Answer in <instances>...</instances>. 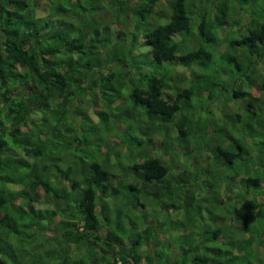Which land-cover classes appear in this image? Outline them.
<instances>
[{"label": "trees", "instance_id": "1", "mask_svg": "<svg viewBox=\"0 0 264 264\" xmlns=\"http://www.w3.org/2000/svg\"><path fill=\"white\" fill-rule=\"evenodd\" d=\"M256 1L0 0V230L8 234L0 238V264H254L263 258L264 224L256 220L264 218V76L257 84L261 74L253 66L264 68V0ZM99 5L115 9V30L96 14ZM92 94L98 95L96 120L88 113ZM203 114L208 122L200 127ZM153 127L170 134L174 145L179 139L190 145L191 138L202 143L204 172L211 163L220 173L231 166L218 187L228 213L217 227H208L209 205L218 197L208 170L185 179L173 173L175 157L167 164L169 154L145 153L123 168L122 160L113 164L102 153L114 137L132 160L153 145ZM197 184L212 203H196ZM174 187L184 189L182 199L174 201ZM110 196L131 206L130 226L118 232L121 215L112 219ZM152 199L156 214L186 202L174 219L167 215L172 229L134 212ZM177 231L183 234L173 241ZM42 238L55 240L53 255L35 259L45 250ZM221 239L222 249L210 246ZM82 245L85 258L70 255ZM247 245H254L248 258Z\"/></svg>", "mask_w": 264, "mask_h": 264}, {"label": "rangeland", "instance_id": "2", "mask_svg": "<svg viewBox=\"0 0 264 264\" xmlns=\"http://www.w3.org/2000/svg\"><path fill=\"white\" fill-rule=\"evenodd\" d=\"M163 3H165L166 5V2L164 1ZM257 4H261L262 2L260 0H257L256 1ZM98 10L99 12H97L96 14L98 15V17L102 19H104V22H107V24H109L110 26H112V29L115 30L116 29V25H115V15H116V11L115 9L113 8H105L104 5H99L98 7ZM251 9H250V6H248L247 8H245V12H241V15H242V18H241V23L244 21V24H246L245 22L248 21L250 19V14H251ZM243 24V25H244ZM122 25H126L125 22L122 24ZM125 28V27H124ZM128 30L132 31L131 30V27H127ZM229 30V28H227L225 31ZM222 54V53H221ZM103 63L105 64L106 63V60H103ZM220 61L219 59H214V68H217L220 66ZM253 69L261 74L260 78L257 77V84H259L262 80V77L264 76V68L263 66L261 67H258V66H253ZM184 75H189V73H187V70H184L182 72ZM195 90H197V86L195 88ZM194 104H198V101H197V95L196 93L194 92ZM98 100V95L97 94H92V97L90 99L91 101V108L90 110L88 111V113L91 115V117L96 120V116L95 114H93V111H92V107L94 109V107L96 108L97 104L95 103L96 101ZM193 104V105H194ZM205 105V103H200L199 105L202 107V105ZM207 107V106H206ZM213 110L215 111V114H214V117L217 118L219 116V111H217V108L216 107H213ZM203 112V108L198 110V113H201ZM236 112H238V110H236ZM206 114H203L200 118L199 121L200 124L199 126L202 127V122L204 123H207L208 122V117H204ZM76 116H77V119H81V114L79 112H76ZM208 116V113L207 115ZM194 121V120H193ZM115 123H118L117 121H115ZM126 126H124L123 124L121 125V129L118 128V130L116 131V133L118 134V137L121 136V133H125V128ZM152 134L153 136L154 135H158L156 140L153 142V145L152 144H146L147 145V149L146 151H141V150H137L135 152V154L133 155L132 157V160L130 159L131 158V152L129 151L127 153V148L126 146H123L122 145V148H119L116 143L118 142L116 138L112 137L110 138V140L108 141V145H103V154L105 155H108L107 157H109V161L113 164H116L115 162V159L121 161V164L120 166L123 167V168H126L128 167L129 165V162L132 161L133 163H137L139 160H140V156L141 155H144L145 153H153V156L154 157H165V154H169L171 155V158L169 156V161L167 162V164H169L171 166V160L172 158L175 157V161H174V166L172 168L173 170V173H175L176 176L180 177V178H185L186 179V176L187 177H191V176H199L201 175L204 171H203V168H200L201 166H198L199 165V159H200V156L202 153H204V145L202 143H195L194 141V138H191L192 140V144L188 145H184V143L182 142V139H179L178 141L176 140V134H172V139H173V142L176 143V145H174L172 143V141L170 142L169 140L167 139H170L171 135L167 132H165L164 130L160 131L158 129H155V127L152 128V132L150 133ZM251 143V142H249ZM250 145V144H249ZM246 147L248 148V145H246ZM190 149V151H189ZM84 158H87V156H83ZM119 157V158H118ZM44 158H42L43 160ZM67 157H64L63 158V163H66L67 162ZM251 162L250 164H252V166L256 165L253 163V159L254 157L252 156L250 158ZM203 165H206L208 160L206 158V155L204 154L203 156ZM196 164V165H195ZM261 165V164H260ZM197 166H198V169H197ZM206 171L208 170V173H210L209 177L206 179V181H212V182H215L214 184V187H213V194L214 196L217 195L218 197H215L214 198V201H213V204H210L212 202H210L208 200V196L206 195V192L201 190V188L197 189L198 185H195L193 186V188L195 189V196H196V203H206V204H210L209 205V209L211 211H213L212 215L214 216H211V219L209 220L208 222V227H210L211 229L212 228H215L217 227V219H220V220H226V213H228L225 209L224 210H221L222 208V205L220 203V199H222V196H220V194L218 193V187L219 185H224L226 183L225 181V178H227V176H231V166H226V169L223 170V173H220L219 171V168L218 166H216L215 164L211 163V165L209 167H206L205 168ZM186 171V172H185ZM194 171V172H193ZM205 171V172H206ZM122 173V176L126 177V172L125 170H121L120 171ZM191 172H193L192 175ZM204 172V173H205ZM189 173V174H188ZM119 177H120V174H119ZM119 177H117V181L120 179ZM200 178L201 177H198V182L200 181ZM125 181L127 180L126 178L124 179ZM119 184V183H117ZM10 188H12L11 185H9ZM238 191V190H236ZM172 192V196L175 197L174 201H177L178 199H182L183 196V192H184V189L181 190L180 187H174L172 188L171 190ZM40 194L43 195V192L40 191ZM49 197H52V195H48ZM226 196H228V194H226ZM110 200H108V206H109V209H111V214L113 216L112 219H114L116 217V214H120L121 216L119 217L118 219V225H116V227H114V231L115 232H118L119 231V228L118 227H122L125 228L124 226H127L130 222V217L131 215L128 214V208L130 209V205L127 206L129 203L127 202L128 199H122L120 198L119 200H115V201H112L113 200V197L110 196ZM224 198V196H223ZM151 201V202H150ZM149 203H141L139 206H135V209H134V212L137 211L138 214H140L142 217L143 215L145 216L144 218H142L143 220L148 218V220H153L154 223H160L158 225V227H161L163 228L164 230H168L169 228L172 229V226H171V222L170 220L167 218V215H171L172 218L174 219L175 218V214H176V211H182L183 209H185V203L186 202H181L180 203L178 202L177 205H178V209L175 211L173 208H166V209H161L159 210L160 214H156L155 212L158 211V207L154 204L152 205L154 202V200H150ZM260 201V199H259ZM103 202V201H101ZM132 209V208H131ZM133 210V209H132ZM186 214V212H185ZM183 217V216H182ZM56 221V219H55ZM183 221H186L185 219ZM257 224H264V218H259L256 220ZM106 222H104V225L106 226ZM154 224V225H155ZM44 226H46V222L44 221ZM105 226H104V230H105ZM128 226V228H129ZM49 225L46 226V228H48ZM199 225H196L195 227H193L192 231L193 233H196V235L199 234V229H198ZM51 230H46V232H44L43 236H47V238H49L51 236V233H50ZM112 230H110L111 232ZM52 232V231H51ZM180 231H177L175 232V237L173 238V241L174 239H176L175 241H177V239L181 238V233L183 234V231L178 233ZM113 233V231H112ZM107 232L103 231V235H106ZM122 234V232H121ZM174 234V233H173ZM0 235H1V239H4L5 237L8 238V234H4V231L1 229L0 230ZM123 235V234H122ZM251 236H246L245 237V242L248 243L249 240H250ZM42 242L44 244V251H41L39 254L37 253L36 256H35V259H38L40 257H43V258H46V254L47 253H52V250L53 248L50 246L51 244L55 243V240L53 238H50V241H48L46 238H42ZM193 241V240H192ZM74 246V244H73ZM211 247L215 248V249H218V248H223L225 247L224 244H222V239L221 240H218L217 242H214V243H211L210 244ZM254 245H247L246 246V249H245V252H246V257L248 258V252L252 251ZM85 246L82 245V247L78 250V246H76L75 248H72V252L70 255H75V256H79L81 257L82 259L86 257L85 253L84 254V251H87L84 249ZM154 248V247H153ZM152 247H150L149 249H153ZM101 249H104L103 248H100ZM48 250V252H47ZM260 252H261V255L263 258H261L260 260L256 259L253 263L254 264H264V244H260ZM166 256L170 255L171 253H165ZM53 255V253L51 254ZM50 255V256H51ZM49 255L47 256L48 258L50 257ZM224 260L226 258H223ZM51 262H54V264H56V262H59V260H53ZM72 264V263H71ZM249 264V262H248Z\"/></svg>", "mask_w": 264, "mask_h": 264}, {"label": "clouds", "instance_id": "3", "mask_svg": "<svg viewBox=\"0 0 264 264\" xmlns=\"http://www.w3.org/2000/svg\"><path fill=\"white\" fill-rule=\"evenodd\" d=\"M44 159L43 160H45V157H43Z\"/></svg>", "mask_w": 264, "mask_h": 264}]
</instances>
